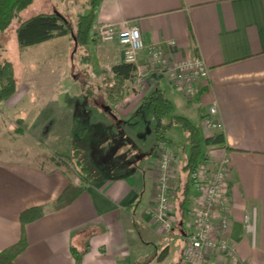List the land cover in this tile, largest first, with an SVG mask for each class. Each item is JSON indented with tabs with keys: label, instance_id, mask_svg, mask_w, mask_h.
Here are the masks:
<instances>
[{
	"label": "crops",
	"instance_id": "0c3cea01",
	"mask_svg": "<svg viewBox=\"0 0 264 264\" xmlns=\"http://www.w3.org/2000/svg\"><path fill=\"white\" fill-rule=\"evenodd\" d=\"M106 23L119 29L138 26L145 44L134 79L126 81L132 86L122 100L112 104L105 102L107 93L93 91L94 87L100 90L106 66L113 74V65L125 62L124 47L117 40L97 39V29ZM157 44L171 60L195 55L204 59L209 80L196 100L185 99L167 76L152 70L146 47ZM88 54L89 58L81 59L87 64L80 77L72 76L69 83L67 78L57 77L59 84L66 83L73 90L75 105L65 109L60 104L59 87L40 89L39 95L31 97L30 87L23 83L8 100L0 102V114H16L32 127L41 126V133H62L69 140L83 124L82 133L89 141L83 145L81 158L92 168L91 173L98 166L94 152L104 153L103 174L89 176L86 189L70 205L26 225L28 247L15 264H77L74 250L82 255L81 264H180L186 233L182 221L165 233L151 213L157 197L159 147L155 148L153 131L160 122L140 108L155 90L171 100L173 115L187 116L198 126L202 142L218 133L224 135L221 144L202 143L209 154L203 162L229 158V237L235 255L217 252L206 264H264V0H101ZM92 60L95 63L88 65ZM212 104L217 105L222 130L213 131L204 123ZM104 105H110L111 111ZM46 109L53 112L48 114L49 121L41 120ZM139 115L144 119H132ZM140 121L144 129L136 126ZM169 121L165 118L163 123ZM175 129L171 125L167 144L176 154L177 189L188 178L182 170L180 146L174 140ZM64 149L69 151L71 144ZM3 157L0 153V252L20 240L22 211L52 202L70 183L81 179L60 166ZM201 191L199 184L191 186L186 231ZM254 212L250 229L246 215L252 217Z\"/></svg>",
	"mask_w": 264,
	"mask_h": 264
},
{
	"label": "rangeland",
	"instance_id": "374dc122",
	"mask_svg": "<svg viewBox=\"0 0 264 264\" xmlns=\"http://www.w3.org/2000/svg\"><path fill=\"white\" fill-rule=\"evenodd\" d=\"M88 10V0H33L26 9L19 11L7 29L0 33L1 59L9 60L14 63L16 68L15 75L19 81V86L20 83L29 86L31 97L35 94L39 95L40 89L59 87L61 90L59 94L61 98L60 104L66 107L65 109H67L69 105H75L76 101L74 100L73 90L71 91L69 85L66 83L71 82L70 80L74 75L81 76L79 72L82 73L84 71L82 67L87 64L81 61L85 52L80 48L79 50H75L74 41L69 39L70 34L66 38L58 36L46 42L30 46L28 49H21V47L17 45L16 34L18 27L23 21L37 13L58 12L62 14L66 23L74 29L77 25L78 14L88 12ZM67 44L69 47H67ZM89 63L88 65L91 66L95 61L92 60L91 62L89 61ZM58 76L67 78L64 85L58 83ZM104 76L105 79L102 86H99L100 90L94 87L93 91L97 94L107 93L109 96L110 88L116 87L119 83L114 74L111 73L109 66H106ZM85 86L87 89H90L88 84ZM131 86V83L126 82L122 87V91L126 93ZM112 96V99L109 98V100L105 102L111 104L116 103L112 101H118L116 100L118 99L117 95ZM83 99L81 100L82 103H88L83 101ZM94 101L95 100H93V102ZM52 109L43 110V114H45L46 117H42L41 120L49 121L51 119L49 117L53 114ZM62 111L65 112L66 110ZM67 113H69V110H67ZM48 114L50 116H48ZM18 117V115H12L10 112L8 116H6V114L5 116L0 114V153L4 156L3 158L21 159L37 164L42 162L46 167L60 166L63 168H70L73 170L72 173L80 174V171L73 165V150L70 149L67 151L64 149L67 143L71 144L72 134L70 137L68 136V140L66 134L55 132L51 134H48V132L41 133L39 131L40 128L42 129L41 126L36 125L32 127L30 123L24 122V120ZM143 117L144 115H139L132 119L143 120ZM167 119H170V116H167ZM136 126H138V128H145V125L142 124L141 121L140 124ZM47 128L50 129V126ZM134 128L136 129V127ZM82 131L83 124H80L75 132V140L84 145L88 143L89 138L86 137V134L82 133ZM174 140L175 143L180 146V162L184 165L190 154V144L186 134L179 125H176ZM206 151L207 149L204 147L203 161L207 160L209 156ZM90 152H87L86 156L91 158ZM94 153L96 156V160L94 159V161L98 166L95 167L94 172L89 176L100 177L103 174L102 164L104 163V153L97 149Z\"/></svg>",
	"mask_w": 264,
	"mask_h": 264
},
{
	"label": "built area",
	"instance_id": "2783aa9c",
	"mask_svg": "<svg viewBox=\"0 0 264 264\" xmlns=\"http://www.w3.org/2000/svg\"><path fill=\"white\" fill-rule=\"evenodd\" d=\"M100 42L117 40L124 47V61L137 64L139 52L145 48L143 36L138 26L118 28L116 24L106 23L97 29ZM174 44V41H171ZM147 60L152 70L167 76L183 97L196 100L209 80V68L204 59L195 55L175 61L166 57L160 45H149ZM206 126L215 131L223 129L216 104H212L204 117ZM158 173L157 197L151 209L154 218L164 230L170 233L177 225L175 217V198L177 195L174 172L177 168L176 154L168 144L157 148ZM230 161L227 156L213 164L202 162L197 171V181L202 195L195 209L192 210V222L186 231L180 264H206L217 252L228 256L235 255V248L229 237L230 209L229 190L232 179ZM253 216L246 215V222L253 228Z\"/></svg>",
	"mask_w": 264,
	"mask_h": 264
},
{
	"label": "trees",
	"instance_id": "16d2710c",
	"mask_svg": "<svg viewBox=\"0 0 264 264\" xmlns=\"http://www.w3.org/2000/svg\"><path fill=\"white\" fill-rule=\"evenodd\" d=\"M32 1L33 0H0V33L5 31L17 13L26 9ZM100 2L101 0H88L89 10L88 12L78 14L77 25L74 29L66 23L62 14L58 12H40L33 15L23 21L17 29V41L19 46L21 48L33 46L58 36L70 34L71 39L74 41V38H76L78 42L77 49L79 50L80 48L85 52L81 58L82 61L89 58L88 43L91 39V29ZM136 71L137 66L132 63L123 62L113 65L112 72L119 84L114 88H110V99H112V95H117L118 99L116 100H121L125 97L126 93L122 91V87L127 80L131 81L134 79ZM18 87L19 81L15 75L13 63L9 60L1 59L0 51V102L8 100L16 93ZM112 102L116 101L114 100ZM140 109L145 112L144 114L152 116L160 122L153 131L155 135V148L160 144H167L170 141L167 134L171 125H179L186 134L190 144L189 157L182 167V170L187 174L188 180L184 186L179 185L177 187L178 194L176 198L179 217L177 216V225L175 228L179 227V221L181 220L183 222L182 232L185 233V217L190 213L188 201L191 186L198 184L196 175L204 160L202 143L204 142L206 145L221 144L224 142V135L223 133H218L215 136L205 138L202 142L198 126L185 116L173 115V103L168 97L164 96L160 90H155L148 94L144 98V103ZM167 116H170V121L163 123V120H165ZM71 139V149L73 150L72 161L74 167L80 171V182L70 183L52 202L27 208L20 213L21 238L17 243L0 252V264H15L17 256L27 249L28 239L25 227L28 223L42 218L48 212L67 207L86 189L87 183L90 181L89 175L91 174L92 168L82 160L81 151L84 146L75 140L74 132L72 133ZM65 171L67 173H72L73 170L65 168ZM74 254L77 264H81L82 255L75 250Z\"/></svg>",
	"mask_w": 264,
	"mask_h": 264
},
{
	"label": "water",
	"instance_id": "95a60500",
	"mask_svg": "<svg viewBox=\"0 0 264 264\" xmlns=\"http://www.w3.org/2000/svg\"><path fill=\"white\" fill-rule=\"evenodd\" d=\"M73 34V33H72ZM74 41H75V50L77 49L78 47V42L76 40V38H74ZM103 108L107 111H111L112 107L110 105H104ZM183 224V222H181V225Z\"/></svg>",
	"mask_w": 264,
	"mask_h": 264
}]
</instances>
